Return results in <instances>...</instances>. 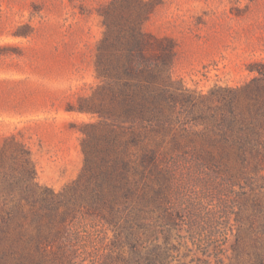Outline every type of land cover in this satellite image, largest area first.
Returning a JSON list of instances; mask_svg holds the SVG:
<instances>
[{"label": "rangeland", "instance_id": "374dc122", "mask_svg": "<svg viewBox=\"0 0 264 264\" xmlns=\"http://www.w3.org/2000/svg\"><path fill=\"white\" fill-rule=\"evenodd\" d=\"M110 1L0 0V169L35 170L38 187L23 199L22 219L25 250L41 254L44 264H126L130 250L127 240L115 237L105 208L73 204V197L80 201L72 181L84 164L82 138L90 133L84 142L90 149L91 131H98L85 124L105 118L90 96L97 83L96 43L105 28L100 11ZM116 4L114 13L123 23L129 18L172 49L168 74L173 91L183 90L205 111L206 103L220 94L245 109L247 89L241 87L264 69V0ZM180 108L175 127L205 128L203 118L187 113L189 106ZM216 122L217 136L238 131L232 122ZM257 129L242 133L249 146L262 145L245 151L243 169L234 160L217 165L195 153L192 147L200 146L199 139L181 137L177 147L166 136L154 167L164 173L154 209L155 239L144 245L167 240L172 264L191 259L194 264L197 258L253 264L256 253H264V126ZM218 143L232 158L234 144L223 137ZM210 145L202 141L204 150ZM130 149L136 155V148ZM16 153L29 159L26 168L14 159ZM52 192L59 197L51 199ZM0 206L3 213L15 207L3 197ZM9 223L17 232L14 220ZM140 232L150 237L145 228Z\"/></svg>", "mask_w": 264, "mask_h": 264}, {"label": "trees", "instance_id": "16d2710c", "mask_svg": "<svg viewBox=\"0 0 264 264\" xmlns=\"http://www.w3.org/2000/svg\"><path fill=\"white\" fill-rule=\"evenodd\" d=\"M116 1H110L100 11L105 28L96 43L94 69L97 83L90 97L97 99L93 102L94 108H98L105 118L85 124L98 131H91L93 143L90 149L84 147L90 133L86 131L82 138L84 164L72 181L73 189L80 191V201L73 197V204L86 202L90 208H105L106 221L114 227L115 237L121 242L122 238L127 240L130 245L124 257L126 264H172L173 255L167 240L163 244L154 243L152 247L144 245L147 239H155L152 235L154 209L160 197L158 186L164 176L161 169H154L159 146L169 134L177 147L181 146V137L190 141L199 139L200 146L192 147L195 153L217 165L231 159L243 169L244 161L248 159L245 151L262 147L261 142L260 146H249V139L242 133L246 129L259 131L257 128L264 126V69L258 71L259 77L241 87L247 89L245 109L240 108L238 100L220 94L216 102L210 99L206 103V111L202 110L200 103L187 98L183 90L170 88L168 68L172 49L163 44V38H155L145 33L140 25L131 24L129 18H124L123 23V18L114 13ZM187 106V113L206 121L205 128L175 127L174 123L180 121V107L186 109ZM213 120L232 122L238 131L231 137L217 136L212 128ZM219 137L234 144L232 158L220 151ZM202 141L209 142L211 148L204 150ZM131 145L136 148V155L131 151ZM17 158L24 162L22 167L26 168L25 165L30 163L21 154L16 153L14 159ZM34 179V169H11L10 173L0 169V197L9 205H15L5 213L0 211V264H44L41 254L39 258L25 250L27 231L22 218L26 213L22 204L29 191L38 187ZM57 197L59 195L53 192L50 195L51 199ZM10 220L18 226L17 232H12ZM141 228L147 230L149 238H143L145 233L140 232ZM196 260L194 264H213L206 258ZM191 262L192 259L181 260L176 264ZM253 264H264L261 250L256 253Z\"/></svg>", "mask_w": 264, "mask_h": 264}]
</instances>
